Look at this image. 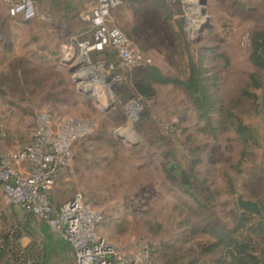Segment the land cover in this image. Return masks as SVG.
Listing matches in <instances>:
<instances>
[{
    "label": "rangeland",
    "instance_id": "1",
    "mask_svg": "<svg viewBox=\"0 0 264 264\" xmlns=\"http://www.w3.org/2000/svg\"><path fill=\"white\" fill-rule=\"evenodd\" d=\"M93 3L34 0L24 20L0 0V150L27 145L39 111L79 117L91 129L72 141L54 207L80 192L102 216L100 235L121 251L152 248L155 264L229 261L222 232L244 213L233 236L251 237L264 258V238L250 233L264 222V69L249 56L264 0H123L110 15L131 42L126 56L81 47L90 31L79 14ZM149 67L167 80H151ZM239 123L255 141L243 143ZM238 195L260 212L239 210ZM24 218L0 194V264H74L72 251L48 248L40 220L28 228Z\"/></svg>",
    "mask_w": 264,
    "mask_h": 264
},
{
    "label": "built area",
    "instance_id": "2",
    "mask_svg": "<svg viewBox=\"0 0 264 264\" xmlns=\"http://www.w3.org/2000/svg\"><path fill=\"white\" fill-rule=\"evenodd\" d=\"M123 0H94L85 6L80 17L90 31L81 45L85 52L117 49L126 56L131 42L111 18V11ZM10 17L24 20L35 17L34 0H2ZM0 109V144L6 137L4 117ZM30 142L13 150H0V192L5 201L43 221L70 247L74 264H155L153 249L138 252L121 251L98 233L101 214L80 192L68 198L57 210L51 203L50 192L63 173L72 152V141L85 136L91 124L79 117H67L54 122L46 111H39ZM3 245L0 244V249Z\"/></svg>",
    "mask_w": 264,
    "mask_h": 264
},
{
    "label": "trees",
    "instance_id": "3",
    "mask_svg": "<svg viewBox=\"0 0 264 264\" xmlns=\"http://www.w3.org/2000/svg\"><path fill=\"white\" fill-rule=\"evenodd\" d=\"M264 47V36L259 35L255 37L254 43H252L251 47V52L249 54L250 56V61L257 66L260 69H264V53L262 52V48ZM147 76L156 82H165L167 79H161L162 76L160 72L153 67H149L148 72L146 73ZM194 72L192 71V74L188 76V83L191 85H196L194 81ZM187 85V83H186ZM190 85V86H191ZM192 85V86H193ZM196 88V86H195ZM143 91V90H142ZM144 92V91H143ZM237 132L241 135V139L243 143H246L248 140H254L256 139L255 137V132L253 129L246 125L238 124L237 125ZM249 216L240 213V218L237 221V225L235 228L231 229L230 231L226 232L223 231L222 235L225 236V239L229 240V243H233V251L229 252L230 254V259L227 262H222L218 261V264H264V258L258 256L257 253H255V244L256 242L252 240L251 237L245 236L242 238H237L235 235L236 230L241 228L242 222H244L246 219H248ZM261 218V217H258ZM250 233L254 234L255 236L262 235L264 238V222L260 219L258 222L253 224L250 227ZM261 255L264 257V246L261 248ZM3 255V251L0 249V259Z\"/></svg>",
    "mask_w": 264,
    "mask_h": 264
},
{
    "label": "crops",
    "instance_id": "4",
    "mask_svg": "<svg viewBox=\"0 0 264 264\" xmlns=\"http://www.w3.org/2000/svg\"><path fill=\"white\" fill-rule=\"evenodd\" d=\"M58 178H59V177H58ZM58 178H57V180H58ZM56 182H57V181H56ZM56 187H57V185H56V183H55L54 187L51 189L50 194H51V193H54V191L56 190ZM0 194H1V196H2L3 202H4L5 204H7V202L5 201V199H4V197H3V195H2L1 192H0ZM50 198H51V195H50ZM65 201H66V200H65ZM65 201L59 203L58 205H56V207H54L53 204H52V206H53V208H54L55 210H57V209H58V208H59V207L65 202ZM51 203H52V200H51ZM8 205H9V203H8ZM11 208H13V210H14L15 212L18 211V210H20L22 213H25L24 224H26V226L30 225V223H31V219H30V218H31L33 215H30V214L26 213L25 211H23L22 209H20V208L17 207L16 205H12V204H11ZM33 217H34V216H33ZM34 218H35L36 220H39V219H37L36 217H34ZM40 221H41V220H40ZM41 222H42V224H40V226H38L39 231H40L43 235L46 236L47 240L51 241V242H48V243H47L48 248L51 249V248H53V247L55 246V247H58L60 250H68V251L71 252V249H70V247L68 246V244H67L63 239H61L57 234H55L54 232H51V231H50V228L48 227V225H47L46 223H44L43 221H41ZM28 228H29V226H28ZM26 232H28V233H23L22 238H26L27 236H29V233H30L29 229H28V231H26ZM1 251H4V249L2 248ZM2 258H3V255H2L0 261L2 260Z\"/></svg>",
    "mask_w": 264,
    "mask_h": 264
},
{
    "label": "water",
    "instance_id": "5",
    "mask_svg": "<svg viewBox=\"0 0 264 264\" xmlns=\"http://www.w3.org/2000/svg\"><path fill=\"white\" fill-rule=\"evenodd\" d=\"M236 204L239 210L256 215L260 212V206L256 201L245 199L242 195H238L236 198Z\"/></svg>",
    "mask_w": 264,
    "mask_h": 264
}]
</instances>
